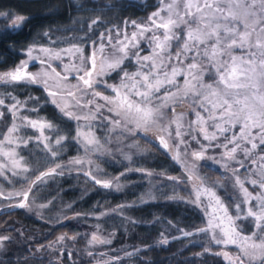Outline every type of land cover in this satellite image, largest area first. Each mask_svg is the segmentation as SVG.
I'll use <instances>...</instances> for the list:
<instances>
[{
  "label": "snow or ice",
  "instance_id": "6c2138e0",
  "mask_svg": "<svg viewBox=\"0 0 264 264\" xmlns=\"http://www.w3.org/2000/svg\"><path fill=\"white\" fill-rule=\"evenodd\" d=\"M161 3H164V0H161ZM180 3L182 11L177 0H170L164 4V7L153 12L149 17L151 26L137 25L136 21H131L138 32H132L130 37L125 33L123 40L113 43L112 36L108 35L107 43L111 47V55L105 54L106 46L102 42L105 33L100 34L99 42L91 41L89 36L97 24L104 22L99 17L90 22L87 18L83 19L81 31H84L85 27L87 29L84 36L63 37L53 41L49 30L40 34L48 38L51 44L78 42L68 48L54 51L50 47L38 44L36 39L20 50H17L13 44H9L10 49L19 55L26 56V59L21 60L13 69L0 72V86L42 85L51 100L32 95L25 100H20L12 93L6 92L0 96V107L6 108L15 121L21 108L38 115L39 105L43 99V103L50 102L55 106L59 116L77 122L84 121L88 128H91L90 121L105 119L103 111L106 110L109 113L107 118L109 123L113 129L120 128V135H126L129 138L142 135L148 143H155V141L148 137L147 133L154 126H160L161 132L166 133L173 141L171 147L175 148L176 155L172 158L180 162L184 172L189 174L185 180L175 176L166 177L176 183H187L193 179L192 173L196 172V161L211 160L215 164H221V161H224L221 167L225 169L235 161L239 168L231 172L234 180L232 188L234 191L238 190L240 194L238 201L230 197L233 199L235 216L228 214V207L224 205L214 190L215 188L224 189V185L219 181H216L211 188L194 185L195 199L190 202L199 204L201 195L207 194L210 202H214L217 208L224 212L228 221L227 225L224 224L225 217L215 216L216 209H214L207 221V226L198 231L210 233L214 245H236L238 254L233 257L228 251L211 252L209 248H206L204 252L196 255L222 256L228 264H246V262L247 264H264V171L256 173L257 161L251 160L257 150H264V0H203V2L201 0H180ZM106 7H112V5L109 4ZM162 12L167 14V19L161 15ZM0 19L11 20V23L4 27V32L16 33L23 29L30 17L8 10L0 11ZM111 31L110 29L109 32ZM116 31L117 35H120L119 30ZM146 33H151V35L146 36ZM141 39L147 41L152 55H141L139 48ZM79 42L93 48L88 57L83 56L84 48L79 46ZM97 43H99L98 48ZM174 45L175 53L172 51ZM236 49L241 50L244 55L236 56L234 54ZM97 51L102 54L99 68H97L96 60ZM36 52L44 54L43 58L33 55ZM64 54L70 57L80 54L79 67L75 59L63 64V72H58L55 67H52L50 61L62 62ZM30 61H39L42 66L41 70L35 73L27 71ZM126 61L134 62V71L126 70ZM5 62L0 60V63ZM63 73H75L73 78L77 80V83H68L69 75ZM112 73L119 76L118 85L109 84L106 79H103ZM179 77H183L182 84L178 80ZM50 80L52 84L49 83ZM53 87L55 91L52 90ZM98 87L111 90L114 95H104L96 90ZM5 97L13 103L7 105ZM97 98L104 103H98ZM185 98L191 99L193 106L199 109L195 112L197 120L193 122L199 125L197 135H192L194 130L192 124L188 126V136L197 142L199 150L189 151V142L182 134L180 123L182 114L169 121L167 125L161 126L160 124L164 119L163 110L171 107L174 113V106ZM29 104H34L36 107L28 108ZM113 114L117 117L116 119L112 118ZM3 115L4 112L0 111V117ZM19 118L31 128L39 129L40 136L37 137V142L43 143V148L51 157V160L46 159L43 163H53L58 159L64 148L63 142L69 138L60 135L59 125L49 121L46 117L36 120L29 119L27 116ZM173 124H175L174 130H172ZM237 125H239V133L232 132L230 138L225 135ZM208 127L213 128L211 134L207 130ZM46 129L55 133L54 141L44 134ZM18 130L16 123L13 122L8 128V133H15ZM198 136H202L207 144L202 143L197 138ZM220 137H223L226 142L218 143ZM4 139L9 143L12 142L8 136ZM72 139L78 140L85 152L103 155L111 151L106 149L91 131H77ZM157 140L159 146L169 150L170 145L164 135L157 137ZM53 143L58 146L55 150L52 147ZM181 145L184 146L183 158L180 154ZM129 147L133 146L129 145ZM221 147L224 151L219 159L206 156L209 150ZM238 152L243 154L245 160H250L254 166L253 169L246 167L244 161L237 160ZM3 155L11 160L14 175L29 171L28 167L21 163L24 158L17 160L15 152L9 151ZM189 157L192 158L191 163L188 160ZM260 159L264 160V155L260 156ZM85 163L91 165L92 161L73 158L68 165L82 166ZM36 164L35 170H39L41 161H36ZM68 165L56 163L55 167L40 171L27 189L9 193L8 198L20 197L19 202L11 207L33 211L32 205L35 201L30 202L29 200L33 187L37 185V182H43L54 174H62L58 170ZM259 167L264 169V165ZM6 168H8L6 163H0V175ZM240 168H244L245 172L249 173L244 179H241L239 175ZM130 171L141 170L131 169ZM125 174L121 173V176ZM146 174L154 175L152 172ZM86 175L95 185L103 189L115 187L119 191L121 188L119 178L102 180L93 175L91 171ZM252 175H258L259 178L252 179L250 178ZM197 179L201 178L197 176ZM245 183L253 186L255 194L245 187ZM201 184L203 185V180ZM172 198L175 199V197ZM132 206L119 205L118 208L124 209ZM46 207H48L46 204L36 205L38 210ZM205 213L207 214V206H205ZM81 215L87 216V214H76L66 219H79ZM101 215H107V213H101ZM125 219L130 220L127 217ZM238 221L240 223H237ZM244 221H248L251 227L249 234H245V229L241 226ZM130 222L137 223L132 220ZM95 227L97 232L101 231L100 225ZM183 235L190 236L192 233L183 232ZM161 236L159 243L167 244L168 240L163 238V234ZM114 237L115 233L98 236L94 232L89 244L110 245ZM66 238L75 240L76 236L62 235L57 238V241H64ZM5 241L11 242L12 237L0 236V251L4 250ZM40 247H52V245ZM150 247L152 246H144V248ZM141 250L142 248H134L131 252L125 251V256H137ZM87 255L93 256L94 253L87 252ZM106 255L107 253H99L102 264H123L124 258L118 254L105 260L103 258Z\"/></svg>",
  "mask_w": 264,
  "mask_h": 264
},
{
  "label": "trees",
  "instance_id": "16d2710c",
  "mask_svg": "<svg viewBox=\"0 0 264 264\" xmlns=\"http://www.w3.org/2000/svg\"><path fill=\"white\" fill-rule=\"evenodd\" d=\"M158 1L0 0V11L11 10L30 17L23 29L16 33L4 32L6 20L0 19V60L6 61L0 63V71L14 66L22 57L10 49L9 44H13L17 50L25 48L34 39L41 45L51 44L48 38L40 35L46 30L50 31L53 41L63 37L84 36L87 29L85 27L81 31L83 19L87 18L90 22L99 17L104 22L97 24L89 33L91 41H96L101 33L109 32L110 29L120 30L125 21L144 18L156 8ZM109 4L112 7H106ZM73 43L78 42H57L53 45L59 47ZM79 45L84 48L85 54L89 53L88 46L83 42H79ZM29 88L30 95L44 99V89L40 85H31ZM43 99L39 112L59 125L60 135L69 138L63 142L64 148L53 163H43L46 159L51 160L44 154L34 153L27 158L30 163L33 158L32 167L26 173L28 187L40 171H47L56 163L68 165L70 160L81 156V151L84 153L82 156L88 157L85 153L89 155L82 144L71 138L73 125L70 121L61 118L51 104L43 103ZM47 133L54 141L55 133L50 130ZM104 133H107V137ZM95 136L111 151L103 155L95 154L93 166L87 167V171L101 179L119 178L120 190L113 192L95 185L85 175L86 168L83 165H68L58 170L62 174H54L43 182H37L29 194L30 202L35 201L33 211L15 207L0 208V235L12 237L11 242L5 241L4 250L0 251V264H58L59 260L44 263V258L33 252L34 248L44 245L60 233L71 235L82 231L87 234L97 230L96 225H100L101 230H113L115 237L104 248L111 250L109 257L114 254L123 257V264H224L215 255H196L204 252L202 248L209 243L204 234L198 231L203 228L202 213L197 206L187 201V183H176L166 178L172 175H179L182 179L186 177L182 167L167 157L157 145L148 143L142 135L129 138L135 147L124 153L118 146L124 136L115 130H107L105 123L97 124ZM52 147L56 149L58 146L53 143ZM36 161H41L39 170H35ZM198 169L207 184L213 186L219 181L224 185V189L217 188L219 194H231L228 192L229 188L232 189L229 172L204 163H200ZM147 172L154 175L148 176ZM121 173L126 174L121 176ZM161 174L166 177H161ZM145 197L152 200L143 202ZM222 198L227 207L232 208L233 199L224 195ZM40 204L48 207L38 210L36 205ZM119 205L133 206L119 209ZM105 212L107 215H101ZM76 214L87 216L66 219ZM125 217L137 223H131ZM183 232L192 235L184 236ZM161 234L168 240L167 244L159 243ZM146 245L152 247L144 248ZM134 248L142 250L137 256L126 257L125 251L131 252ZM62 261L67 263L65 258Z\"/></svg>",
  "mask_w": 264,
  "mask_h": 264
},
{
  "label": "rangeland",
  "instance_id": "374dc122",
  "mask_svg": "<svg viewBox=\"0 0 264 264\" xmlns=\"http://www.w3.org/2000/svg\"><path fill=\"white\" fill-rule=\"evenodd\" d=\"M168 2H170V0H164V3H161V0H159L157 2L156 8L153 9L152 11L148 12L144 18H138V19H134V20L125 21L124 24L121 26V29L119 30L120 35H117V31H116L117 29H114L112 32H106L105 38L102 41L106 46L105 54L111 55V51H112L111 47L107 43V36L108 35L112 36L113 43H115L117 40H123L125 33H127L128 36L130 37L132 32H134V31L138 32V29L131 24V21H136L137 25L151 26L150 21H149L150 15L153 12L157 11L159 8L164 7V4L168 3ZM201 2H203V0H201ZM177 3L180 5V9L182 11L183 9H182V4L180 3V0H177ZM161 15H163L165 17V19H167L166 13L162 12ZM5 22H6V24H10L11 20L7 19ZM157 22H159V21H157ZM193 27H195V25H193ZM182 28H183V26H182ZM160 32L162 33V30H160ZM145 35L150 36L151 33H146ZM99 40H100V35H99V37H97L96 41L99 42ZM71 45L72 44H70V45L66 44L63 46L55 47L53 44H43V46L50 47L54 51H58L59 49H62V48H68ZM79 46H81V45H79ZM96 47L97 48L99 47V43H97ZM139 48L141 49V55H152V52H151L146 40H144V39L140 40ZM88 49H89V51H88L89 53L85 54L83 52L84 57H88L93 51V48L90 46H88ZM172 51H173V53H175V51H176L175 45L173 46ZM234 54L236 56L244 55V53L239 49H236ZM33 55H39L43 58L44 54L36 52V53H33ZM79 55L80 54H74V56L70 57L69 55L64 54L62 62L58 61V60H52V61H50V63H51V66L55 67L58 72H63V64L70 63V61L72 59L76 60V65H77V67H79V64H80ZM101 55L102 54L97 51V53H96L97 68H99V65H100ZM24 59H26V56L22 55L20 60L14 66H12L6 70H3V71H8V70L13 69L17 64H19V62L21 60H24ZM29 63H34V65H29L27 68V71L35 73V72L41 70L42 66L39 64V61H34V62L30 61ZM157 63H159V60H157ZM125 68L128 71H134L135 70L134 62L126 61L125 62ZM3 71H0V72H3ZM63 74L69 75L68 83H70V84H76L77 83V80L75 78H73L75 73H71V74L70 73H63ZM103 79H106L109 84L118 85L120 82L119 76L116 75L115 73H112L109 77H103ZM205 79L207 80V77H205ZM178 80L181 84L183 83V77H179ZM49 83L52 84V81L50 80ZM35 86H37V85H35ZM29 87H31V85H27V86L17 85L15 87L0 86V96H3L6 92H10L13 95L17 96L18 99L25 100L28 96H30V88ZM40 87H42V85H40ZM52 90L55 91L56 90L55 87H53ZM96 90L102 92L104 95H110V96L114 95V93H112L111 90L105 89L104 87H98ZM44 94H45L44 99H47L50 101L51 98L47 96V93L45 90H44ZM44 94H43V96H44ZM5 102L7 105H10L11 103H13V101L9 100L7 97H5ZM97 102L98 103H104L103 101L99 100L98 98H97ZM41 103H42V101H41ZM41 103L39 106L42 105ZM49 104H51V103L49 102ZM52 106L57 112V109L55 108V106L54 105H52ZM27 107L32 108V107H36V105L29 104ZM174 107H175L174 113L171 110V107L165 108L163 110L164 111V119L162 122H160L161 126L167 125L169 123V121H171L177 117H180L182 114V119H180V123L182 125V134L184 135V139L189 142V145H190L189 151L199 150V145L197 144V142L195 140H191L188 136L189 124H192V128L194 129L192 132V135H197L199 125H197L193 122L197 120L195 112L199 111V109L195 108L193 106V103H192L191 99H189V98H185V99L181 100ZM0 111L4 112V115L2 117H0V163H6L8 165V168H6L4 170V173L2 175H0V208L4 207V208L9 209V208H11V205L19 202L20 197L12 196L11 198H8V194L9 193H15V192L21 191V190H25L28 188V186H27L28 184H27V180H25V177L27 178L26 173L21 172L20 175H14L13 174L11 160H9V158L7 156L3 155V153L9 152V151L15 152V154H16L15 158L17 160H19L21 157H23L24 159H23V161H21V163L25 167H28V169H30L32 167L33 158L31 157L32 158L31 163L27 160V158L32 156V154H34V153L44 154V155H47L48 157H50V155L43 148V143L37 142V137L40 136L39 129L31 128L30 126L27 125V123L25 121H22L19 118V117H23V116H27L29 119H33V120L44 118L45 116L42 115L41 112H39V114L37 115L35 113H32L30 111H26L25 109L21 108L19 110L17 118L14 121L12 115L7 112L6 108L0 107ZM202 115H203V113H202ZM103 116L105 117V119H97L94 121H90L91 128L86 127L85 126L86 122H84V121L77 122L75 120H69L70 123L73 125L72 137H74L76 135L77 131H84V132L91 131L95 135L96 126L98 123H105L107 125V130H115V131L120 133V131H121L120 128L113 129V126L109 123V121L107 119L109 117V113L106 110L103 111ZM61 118H63V117H61ZM112 118L116 119L117 117H115L113 114ZM63 119H66V118H63ZM66 120H68V119H66ZM13 122L16 123L19 130L15 133L10 134V133H8V128L12 126ZM174 129H175V124L172 125V130H174ZM207 130H208L209 134H211L213 131V128L208 127ZM253 131H255V130H253ZM47 132H48V130L46 129L44 134L49 137ZM232 132L239 133V125H237L233 129H231L230 132L226 133L225 135L229 136V138H230ZM104 134L107 137V133H104ZM147 135L153 141H155L154 144H156L163 151V153H165L167 155V157L171 158V160L174 161L178 166L182 167V170L184 172L182 164L180 162H177L176 160H174L172 158L173 156L176 155L175 148L171 147L173 144V141L168 138L166 133L161 132L160 126H154L147 133ZM160 135L165 136V139L167 140V142L170 145L169 150H165V149H163L162 146L158 145L157 137H159ZM5 136H8L12 142L9 143L8 140H5L4 139ZM123 136H124V139H122L121 142L118 144V146L120 147V150L123 149L121 153H124V151L128 150V149H134V147H135L133 145V143L130 141L129 137H127L126 135H123ZM197 138L202 143L207 144V141H203L202 136H198ZM76 141H78V140H76ZM217 142L220 144H223L226 141L223 139V137H220V139ZM129 145H132L133 147H129ZM247 146L250 147V145H247ZM183 147L184 146L181 145V153L180 154H181L182 158H183ZM229 147H231V145H229ZM223 151H224V149L222 147L214 149V150H209L206 153V156L216 157L217 159H219V157ZM81 153L84 155L83 151H81ZM88 153H89V155H86V153H85V156H88V157H84V156H82V154H81L82 157L81 156L77 157L80 159H85L86 161L87 160L92 161L91 165H89L87 163H85L83 165V167L86 168L85 175L88 172L87 167L90 168V166H93V162H94L93 156L96 154L93 152H88ZM262 155H264V150H257L256 153H254L253 156L251 157V160L257 161V166H255V172L256 173H260L261 171H264V169L259 167L261 165H264V160L260 159V156H262ZM239 159L241 161L244 160L246 167H248L249 169L254 168V166L251 164L250 160H245L243 154L240 152L237 153V160H239ZM188 160L190 163L192 162L191 157H189ZM195 163H196V172L192 173L193 179L191 181H188L187 187H185V191H186L187 196H188V198H186V199L188 202L195 199V190L193 187L194 185L196 187H209V188L213 187V186L207 184V182L204 180V178L200 175V171L198 169L200 163H204V164L209 165V166L217 167L218 169H222V170L227 171V173L229 172L228 173L230 175L229 176V185H231L234 182V180L231 176L232 170L239 168V165L236 166L237 163L235 161L231 162L227 169L221 167V165L224 163V161H221V164H215L211 160H207V161L201 160V161H196ZM52 167H55V165L51 166L50 168H52ZM240 169L242 170L239 173L241 179H244L245 176L249 175V173L245 172L244 168H240ZM17 171L20 172L19 169H17ZM184 174L186 175V177L184 176V178H183L185 180L187 178V175H189V174L185 173V172H184ZM160 176L164 177V178L166 177L163 174H161ZM172 176L178 177L179 175H172ZM197 176L200 177L201 179H197ZM179 178H181V180H183L181 176H179ZM250 178L258 179L259 177H258V175H252V176H250ZM99 179H101V178H99ZM102 180H112V179H102ZM201 180H203V185L201 184ZM245 187H247L250 192H253V194H255V191H254L252 185L245 183ZM110 190H112L113 192H117L115 187L111 188ZM214 190L216 191L217 195L221 198V200L223 199L222 195L226 196L228 199H230V197H233V198H235L236 201H238L240 199L239 191L238 190L234 191L233 188L232 189L229 188L228 192L231 193L229 196H227L225 194H219L217 188H215ZM256 190L258 191L259 189L257 188ZM150 200H152V199L146 198V197L142 199L143 202H147ZM200 200H201V202L199 204H194V205L197 206L202 213L203 221H204L203 228L207 226V221L210 218V216L213 214L214 209H216V211H215L216 217H225L224 212L222 210L218 209L214 202H210L207 194L201 195ZM222 202L224 203L225 206H227L223 200H222ZM205 206H207V214L205 213ZM228 214L235 216V212L233 210V203H232V208L228 207ZM101 217H103V216H100L99 218H101ZM227 223H228V221L225 217L224 224L227 225ZM237 223H240V222L238 221ZM241 226L245 229V234H249L251 232V227L249 226L248 221H244L241 224ZM94 232H96L98 236H108L109 233H114L113 230L112 231L101 230L99 232H97V230H94V231H90L87 234H84L82 231H80V232L73 233L71 235L60 233V234L55 235V237L53 239L49 240L47 243L44 244V246L51 244L52 247L41 248L40 246H37L34 248L33 252L37 256H40V258H44L43 259L44 263H47L49 261L59 260L58 264H102V261L100 260V257H99V253H101V252L107 253V255L104 256V258H103V259L107 260L111 257V256L110 257L108 256V253H110L111 250H109V248L108 249L104 248L106 245H100V244L91 245V244H89V241L91 240L92 234ZM77 234H79V235H77ZM203 234L205 236V239H207L209 243L205 244L204 248H202V251H204L206 248H209L211 250V252L228 251L233 257L238 254V248L236 245H228V246L214 245V243L211 240V234L210 233H208V234L203 233ZM62 235L66 236V237L76 236V239L72 240V239L66 238L64 241L58 242L57 238L62 236ZM0 236H8V235L3 234ZM37 249H40V250L37 251ZM115 249H117V248H115ZM126 251L130 252L129 250H126ZM87 252H93L94 255L89 256V255H87ZM217 257L219 259H221L224 264H228V261L226 259H224L222 256H217ZM63 258H65L67 260V263L62 261ZM246 264H247V262H246Z\"/></svg>",
  "mask_w": 264,
  "mask_h": 264
},
{
  "label": "flooded vegetation",
  "instance_id": "af4514ba",
  "mask_svg": "<svg viewBox=\"0 0 264 264\" xmlns=\"http://www.w3.org/2000/svg\"><path fill=\"white\" fill-rule=\"evenodd\" d=\"M156 145V144H155Z\"/></svg>",
  "mask_w": 264,
  "mask_h": 264
}]
</instances>
